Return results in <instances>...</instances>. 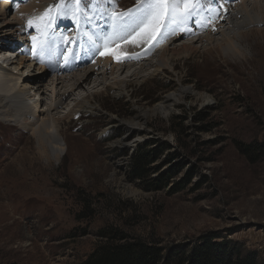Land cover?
Listing matches in <instances>:
<instances>
[{"label": "rangeland", "instance_id": "1", "mask_svg": "<svg viewBox=\"0 0 264 264\" xmlns=\"http://www.w3.org/2000/svg\"><path fill=\"white\" fill-rule=\"evenodd\" d=\"M16 2L4 7L5 17L0 15V35L6 34L8 39V20L21 4L20 0ZM84 3L89 15L101 5L99 0ZM141 3L143 0H111L109 5L113 6L112 13H121L130 8L135 11ZM223 4L224 0H218V5ZM1 5L4 0H0ZM46 10H50L46 17L50 24L44 29L37 18ZM61 10L75 15L73 0H52L48 9L43 8L31 19L36 27L24 23L22 29L28 31L25 42L32 45L31 55L37 57L42 46L32 44L29 31H59L63 23L69 31L76 25L71 23L70 15L57 17ZM250 13L253 20L259 19L258 24L241 28L242 36L233 32L223 36L228 25L214 32V38L223 43L224 53L218 47L205 52L213 47L206 46V41L197 42L192 51L178 48L172 51L178 53L173 68L150 77L155 69L153 61L159 59L174 32L161 37L157 43H166L148 55L150 63L144 73L148 76L144 80L127 76L139 64L127 67L119 77L132 82H124L121 95L108 93L106 83L102 84L93 99L99 105L95 113L63 122L70 147L66 146L60 159L46 164L22 158V171L28 174L24 180L30 191L22 196L7 192L11 182L0 177V264H83L102 241V231L108 229L129 239L156 244L165 255L188 250L199 239L210 237L236 244L243 251H256L258 264H264V13ZM242 14L240 21L248 17ZM111 21L108 26H114L115 21ZM52 23L55 30H51ZM83 25L89 29L84 19ZM100 29L105 30V26ZM202 30L174 44L208 33ZM12 38L5 44L19 41L17 36ZM233 42L237 47L232 48ZM60 45L64 50L62 42ZM21 49L28 52L24 45ZM7 50L14 48L1 47L0 57ZM97 58L94 55L87 65L92 66ZM55 75L62 74L45 68L39 73L29 70L25 78L38 76L46 84ZM94 85L91 82L77 88L75 94L82 91L81 95L72 94L65 106L73 103L74 96L86 97L88 90H95ZM184 88L193 94H184L172 111L164 114L158 108L159 101ZM40 96L37 94V98ZM136 108L146 110L148 119L143 129L130 136L129 141L138 139V145L131 147L120 142L125 131L119 121L132 120ZM8 116L16 119V110ZM14 134L19 137L18 148L8 152L5 139H13ZM26 142L36 145L30 132L0 126V173H15L16 167L6 164ZM142 151L149 154L150 163L138 175L133 161Z\"/></svg>", "mask_w": 264, "mask_h": 264}, {"label": "bare ground", "instance_id": "2", "mask_svg": "<svg viewBox=\"0 0 264 264\" xmlns=\"http://www.w3.org/2000/svg\"><path fill=\"white\" fill-rule=\"evenodd\" d=\"M51 1L52 0H20L21 4L18 5L8 20V23L11 22V24H9L10 28L8 29L10 33V41L13 39L12 37L16 36L19 38V41L15 40L14 42H7L8 44H5V40L9 41V39L6 34L0 35V48L6 46L14 48L13 51H5L6 54L3 52V55L0 57L2 59L0 61H3L0 63V126L10 131L20 128L25 133L30 132L36 142V145L34 146L28 145L29 142H26L27 144L22 145L16 156L11 159L8 164H6V166L12 165L13 167H16L15 173H8L6 171H2L0 173V177L3 180L11 182V184L7 186L6 191L17 196H22L25 192L30 191L29 185L27 186L26 180H24L26 179L25 176H28V174L26 171H22V158L28 157L29 159L36 160V162H45L46 164H51L53 159H60L66 149V146L68 148L70 147V143L67 140L68 135L62 128L63 122L82 114L95 113L99 105L97 106L93 99L100 92L97 88H99L102 84L106 83L105 89L108 93L111 92L116 96L121 95L126 84H124V82H132L131 79L124 80L119 77L120 73H123L127 67L129 69L136 63L139 64L140 66L136 67V69H134L127 76L134 77L138 80H144V78L148 76L144 73L147 65L150 63V58L146 57L151 54L154 47V44L146 46L143 38L139 37L138 33L140 28L131 35H126L130 29L124 28L126 31L123 34L126 35L128 39L118 43L119 39H116L113 36L114 28L119 27L120 24L131 23V21H129L127 16H125L123 20L118 22L116 17L119 13L116 15L112 13L113 6L109 5L111 0H99V2L101 1V5H98V11H93L94 13L92 15H89L88 10L84 8L83 5L82 11L76 13L75 15H72L73 11L69 10H61V12L58 11L56 14L57 17L70 15L72 19L71 23L75 20L79 32L81 33V40L84 41V37H87V44L82 43V46L80 47H78L77 44L76 46L72 45L71 47L70 45H67L65 46L66 49L63 50V57L59 58V52L62 50L61 45L58 42L62 40L67 43L70 39V35L63 38L60 35V32L55 29V31L50 32L48 30L43 31L41 29L39 31L36 30L35 32L29 31V39L31 38L32 44L35 45L38 43L40 44V47L42 46L40 48L41 50H38L37 52V57H35L36 55L34 56L30 54L32 45L25 42L28 40L25 32L28 31H24L22 28H24V23L27 25L28 21L31 20L35 14L41 12L43 8L48 9ZM237 1L238 0H224V4L222 6L218 5L219 14L203 26H197L194 20H192L188 22L186 29L185 27L177 28L174 24L171 25V27L163 28V31L155 39L156 43L161 37L171 34L172 31L174 32V35L170 38V42L167 46L162 48L163 53L159 55V59L156 60V62L153 61L152 65L155 66V69L152 74H149V76L151 77L166 68H173V61L178 56L177 52H172L175 49H195L197 48V42L206 41V46L211 44L213 47L207 48L204 50L205 52L210 53L213 48L216 49V47L222 51V49H224L222 46L223 43L214 38V32H216V29L220 26L225 27L228 25V27H226L228 32H223V36L227 37L228 34V36H230L232 32L238 33L239 36H242L240 31L241 28H245L251 23L253 25L259 20H253L250 16L252 13L250 12L256 11L257 14L264 13V4L262 3V0L250 2L251 6L248 4L249 0H242L239 3H237ZM13 2H16V0H4V5L0 6L1 17H5L7 15V11L4 7L7 5L9 7L12 6L14 4ZM228 4H231V6H228ZM94 8L96 9V7ZM129 10H133V8H130ZM230 11L232 13H230ZM127 12L128 10L121 13ZM242 13L244 15L246 14L248 17L240 21V14ZM54 18L55 16H53L52 22L54 21ZM111 18L112 23L115 21V23H113L114 26L107 25ZM83 19L89 26L88 30H86L83 25ZM263 19L264 18L262 17V21ZM225 20H227L226 23L222 25ZM64 25L65 23L61 26V30H66ZM101 26H105V30H101ZM202 29L208 31V33L202 34L198 38H193L189 42L178 44V46L174 44L176 43V40H181L182 37L186 35H195ZM233 29L235 30L233 31ZM46 34H50L48 39L45 38ZM33 37H36L35 41L33 40ZM109 38H111L110 44ZM55 40H57V42ZM215 41L217 42L214 43ZM23 45L26 49H28V52L25 53L24 49H21L23 48ZM172 45L176 47H173ZM233 45L234 47L232 48L237 47L236 42H233ZM112 48L113 50L110 51ZM228 48H230L229 45ZM170 49L172 53H169ZM232 51L237 54L242 53L239 49H232ZM222 52L224 53V51ZM43 54L45 59L41 58ZM94 55H97L98 57L95 59L94 64L92 66L87 65V61L89 59L91 60ZM142 57L143 60L141 59ZM98 65L99 70L97 71ZM23 67H25V72L22 71ZM45 68L60 70L62 75H55L51 82L46 84L38 80V76H34L33 80L25 78L27 71L32 70L33 73H39L44 71ZM108 79H112V81L108 83ZM91 82L95 84L93 86L95 87V90H88L86 94L87 96L83 98H76L75 96L72 97L73 103L70 104V106L68 105V107L65 106L66 100L70 98L72 94H75V90L77 88L87 85L89 86ZM80 90L83 89L81 88ZM34 91H36V93H33V96L31 92ZM81 93L82 91H79L75 95H81ZM37 94L41 96L37 98ZM184 94L193 93L191 89L187 88L171 92L159 101L158 108L164 110V114H168L172 111L173 105L180 102L181 97ZM14 110H16L17 118H9L8 115ZM28 115L32 119H29ZM147 119L148 112L144 109L136 108L134 118L132 120H128L127 122L120 120V125L125 131V134L121 137L120 142L131 147L138 145V139L129 141V138L133 133H137L141 130L147 122ZM11 138L13 139H5L4 146L8 148V152L14 151L18 148V135L14 134ZM64 140L65 144L62 143ZM8 152H6L5 156L8 155ZM30 152L33 155H31Z\"/></svg>", "mask_w": 264, "mask_h": 264}, {"label": "trees", "instance_id": "3", "mask_svg": "<svg viewBox=\"0 0 264 264\" xmlns=\"http://www.w3.org/2000/svg\"><path fill=\"white\" fill-rule=\"evenodd\" d=\"M145 151L136 155L133 166L142 174L150 163ZM217 238V237H214ZM102 241L83 264H258L256 251H243L236 244L203 237L190 249L170 252L140 239H129L117 230L102 231Z\"/></svg>", "mask_w": 264, "mask_h": 264}, {"label": "snow or ice", "instance_id": "4", "mask_svg": "<svg viewBox=\"0 0 264 264\" xmlns=\"http://www.w3.org/2000/svg\"><path fill=\"white\" fill-rule=\"evenodd\" d=\"M74 14L88 7L84 4V0H73ZM50 10H46L37 19L47 29L50 20H47ZM219 14L218 0H143L135 11L128 10L127 13L117 14V21L128 17L131 23L120 24L114 28L113 36L116 39H125L126 35H131L137 29L144 26L149 33L160 31L161 27L168 28L171 25L179 27H187L188 22L194 20L197 26H203L209 23L215 16ZM29 27H36L32 20L28 21ZM129 28L130 31L126 35H122L121 31ZM39 31L40 29L37 28ZM36 40V37H33Z\"/></svg>", "mask_w": 264, "mask_h": 264}]
</instances>
